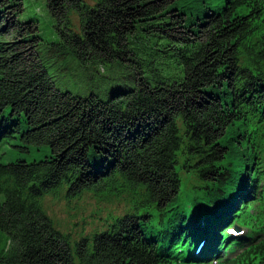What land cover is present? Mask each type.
Wrapping results in <instances>:
<instances>
[{
	"label": "trees",
	"instance_id": "obj_1",
	"mask_svg": "<svg viewBox=\"0 0 264 264\" xmlns=\"http://www.w3.org/2000/svg\"><path fill=\"white\" fill-rule=\"evenodd\" d=\"M1 3L0 149L18 138L51 155L0 161V264H208L185 256L201 223L257 240H229L242 249L225 264H264V0H47L57 42ZM57 63L120 77L107 100L61 91ZM177 167L205 201L188 215ZM61 191L130 208L74 238L42 207Z\"/></svg>",
	"mask_w": 264,
	"mask_h": 264
},
{
	"label": "rangeland",
	"instance_id": "obj_2",
	"mask_svg": "<svg viewBox=\"0 0 264 264\" xmlns=\"http://www.w3.org/2000/svg\"><path fill=\"white\" fill-rule=\"evenodd\" d=\"M1 2H3L1 5L11 6V10H7L9 14L4 16L5 19H9L8 22L11 19L15 20L16 11L21 10L20 19L22 21H34L42 38L48 42H57L58 37L53 28L54 19L48 12L47 0H1ZM18 3L20 6L17 5ZM72 19L75 26H77L78 19L75 16ZM64 65L57 63L49 70L58 90H76L77 88L80 91L87 90L85 93L92 92L102 100H107L120 77L119 73L110 71L109 68L102 67L99 73L92 74L89 71L84 75L80 74L77 69L68 66V64ZM77 67L79 70L83 68L79 65ZM0 154V161L3 164L18 160L31 163L49 157L51 150L48 146H29V149L26 150L17 138L11 140L9 144L3 145ZM177 172L181 179L178 203L181 210H184L183 212L188 215L190 207L197 208V205H204L205 201L200 196H198V200L195 198L198 194L195 188L199 185L198 180L192 175L181 171L179 167H177ZM42 200L44 212L53 221L55 227L61 232L70 231L74 238L79 233L87 234L99 227H105L112 219L124 215L130 208V204L123 198L107 202L83 194L79 198L70 199L64 197L63 191L54 195L52 193L46 195ZM109 217L110 219H108ZM3 245L4 239L0 236V250Z\"/></svg>",
	"mask_w": 264,
	"mask_h": 264
}]
</instances>
